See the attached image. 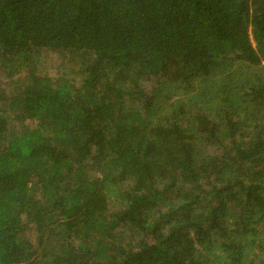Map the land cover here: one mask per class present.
<instances>
[{"label": "trees", "instance_id": "trees-1", "mask_svg": "<svg viewBox=\"0 0 264 264\" xmlns=\"http://www.w3.org/2000/svg\"><path fill=\"white\" fill-rule=\"evenodd\" d=\"M0 264H264V0H0Z\"/></svg>", "mask_w": 264, "mask_h": 264}, {"label": "rangeland", "instance_id": "rangeland-1", "mask_svg": "<svg viewBox=\"0 0 264 264\" xmlns=\"http://www.w3.org/2000/svg\"><path fill=\"white\" fill-rule=\"evenodd\" d=\"M48 65L50 66L49 68H50L51 74H55L54 69H56V65H54L52 61L48 62Z\"/></svg>", "mask_w": 264, "mask_h": 264}]
</instances>
